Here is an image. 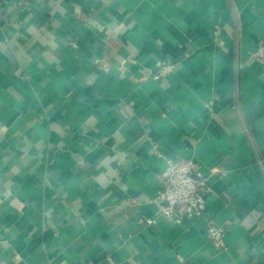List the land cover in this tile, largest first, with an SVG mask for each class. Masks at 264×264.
Segmentation results:
<instances>
[{"label":"crops","instance_id":"0c3cea01","mask_svg":"<svg viewBox=\"0 0 264 264\" xmlns=\"http://www.w3.org/2000/svg\"><path fill=\"white\" fill-rule=\"evenodd\" d=\"M260 42L264 0H0V264H264ZM178 157L202 217L160 214Z\"/></svg>","mask_w":264,"mask_h":264},{"label":"built area","instance_id":"2783aa9c","mask_svg":"<svg viewBox=\"0 0 264 264\" xmlns=\"http://www.w3.org/2000/svg\"><path fill=\"white\" fill-rule=\"evenodd\" d=\"M252 56L258 64L264 65V42L254 47ZM175 69L176 65L173 62L162 60L155 71V77H167ZM211 192L208 177L195 169L192 158H170L167 159V165L159 175L156 200L160 214L169 219H196L204 215L207 198ZM151 222L153 219L148 218L147 223ZM205 232L216 247H223L224 229L222 226L209 219Z\"/></svg>","mask_w":264,"mask_h":264}]
</instances>
